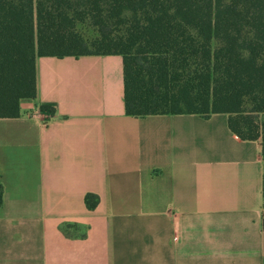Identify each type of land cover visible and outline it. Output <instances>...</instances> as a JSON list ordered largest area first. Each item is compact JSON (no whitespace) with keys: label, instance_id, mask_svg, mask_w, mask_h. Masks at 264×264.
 Segmentation results:
<instances>
[{"label":"crops","instance_id":"0c3cea01","mask_svg":"<svg viewBox=\"0 0 264 264\" xmlns=\"http://www.w3.org/2000/svg\"><path fill=\"white\" fill-rule=\"evenodd\" d=\"M37 84L0 118V264H264L262 143L227 114L127 115L119 55L39 57Z\"/></svg>","mask_w":264,"mask_h":264},{"label":"trees","instance_id":"16d2710c","mask_svg":"<svg viewBox=\"0 0 264 264\" xmlns=\"http://www.w3.org/2000/svg\"><path fill=\"white\" fill-rule=\"evenodd\" d=\"M92 55L123 58L127 115L227 114L264 157V0H0V118L37 98L39 57Z\"/></svg>","mask_w":264,"mask_h":264},{"label":"rangeland","instance_id":"374dc122","mask_svg":"<svg viewBox=\"0 0 264 264\" xmlns=\"http://www.w3.org/2000/svg\"><path fill=\"white\" fill-rule=\"evenodd\" d=\"M85 30H86V34L87 35H91V36H93L94 34H96V32H94V30L92 29V28H85Z\"/></svg>","mask_w":264,"mask_h":264}]
</instances>
